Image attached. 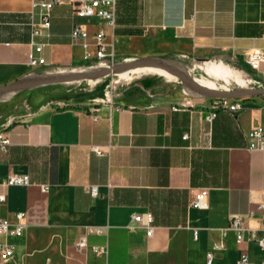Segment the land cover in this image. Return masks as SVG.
<instances>
[{
    "label": "crops",
    "instance_id": "obj_1",
    "mask_svg": "<svg viewBox=\"0 0 264 264\" xmlns=\"http://www.w3.org/2000/svg\"><path fill=\"white\" fill-rule=\"evenodd\" d=\"M32 1L0 0V87L156 58L214 90L205 75L238 89L264 88V73L247 63L250 52L264 50V0H114L113 27L86 26L105 33L113 57L102 61L94 58L93 41H72V0L52 8L50 27L32 45V24L39 21ZM39 58L44 64L29 65ZM47 86L46 103L39 95L29 114L15 107L36 87L17 98L0 96V132L10 141L0 152L6 198L0 217L13 222L22 213L25 225L20 237L0 234V244L12 247L0 264H207L210 251L215 264H235L243 255L264 261L251 239V231L258 238L264 232L258 211L264 154L248 148L249 133L264 124V96L239 98L244 108L237 113L215 110L216 99L148 67ZM212 112L218 115L208 123ZM13 175H27L30 184L3 187ZM202 190L207 210L192 208ZM146 212L154 217L152 237L131 221ZM234 216L245 217L243 242L227 231ZM87 227L104 233L88 235L78 251L75 243Z\"/></svg>",
    "mask_w": 264,
    "mask_h": 264
},
{
    "label": "built area",
    "instance_id": "obj_2",
    "mask_svg": "<svg viewBox=\"0 0 264 264\" xmlns=\"http://www.w3.org/2000/svg\"><path fill=\"white\" fill-rule=\"evenodd\" d=\"M62 0H33L32 7L38 9L39 21L32 24L31 38L32 45H35L34 39L41 34L42 31L47 30L50 27V14L52 8L57 4H62ZM73 6V16L76 19L72 31L71 37L74 43H82L83 46L86 45L87 41H93L96 48L94 58L98 61L104 59H112V53H107L106 45L104 44L105 33L102 29L90 32L86 29V26H92L94 23H99L106 27L114 26V0H72ZM41 50L40 46H36V51ZM89 58V54H85V59ZM247 63L250 68L258 73H264V50H253L247 56ZM44 64L43 59H30L29 65L32 67ZM247 80V86L253 85V81ZM243 101L239 99L231 100H217L215 105V110L225 109L233 113H237L243 110ZM178 111L179 108H174ZM217 112H212L207 117V122L212 123L216 117ZM96 119V118H95ZM97 120V119H96ZM189 136L186 135L185 139ZM249 144L248 148L251 151H258L264 154V124L254 128L248 136ZM10 141L8 137L0 132V152L6 153ZM99 153L98 150H96ZM30 184L29 177L27 175H13L8 177L2 182L3 187H16V186H28ZM42 192L48 191V186H41ZM89 192L96 196L97 187L89 188ZM6 198L4 193H0V205L5 202ZM192 208L197 210H207L209 208V195L207 190H202L198 192L192 202ZM259 216L264 223V201L258 205ZM24 215L22 213H17L15 216V221H9L0 217V234L6 237H20L23 235L25 225L22 222ZM131 221L137 225L143 227L147 231V236L152 237L155 231L154 227V217L152 213L146 212L144 214H134L131 216ZM227 231H233L236 233L237 241H245V233L247 229L245 227V217L244 216H234L231 221ZM264 231V230H263ZM104 229L99 227H87L84 234L81 235L76 243V249L82 251L87 246V236L91 234H103ZM199 232L195 231V238H198ZM251 239L256 241L261 249L264 251V232L261 238L256 236V231H251ZM104 250L102 248H96V254H102ZM0 255L6 260L12 256V247L0 244ZM215 252L210 251L207 254V264H215ZM235 264H258L250 260L249 256L243 255ZM259 264H264V261Z\"/></svg>",
    "mask_w": 264,
    "mask_h": 264
},
{
    "label": "water",
    "instance_id": "obj_3",
    "mask_svg": "<svg viewBox=\"0 0 264 264\" xmlns=\"http://www.w3.org/2000/svg\"><path fill=\"white\" fill-rule=\"evenodd\" d=\"M158 68L169 72L181 80L182 84L191 92L208 99L225 100L239 99L248 97L264 96V88L259 89H238V90H214L198 83L195 79L176 69L173 65L156 58H141L139 60L118 64L106 69H98L85 73H66L35 78L18 80L10 85L0 87V96L21 92L34 87L63 84L81 80H98L102 77L120 74L138 68Z\"/></svg>",
    "mask_w": 264,
    "mask_h": 264
},
{
    "label": "rangeland",
    "instance_id": "obj_4",
    "mask_svg": "<svg viewBox=\"0 0 264 264\" xmlns=\"http://www.w3.org/2000/svg\"><path fill=\"white\" fill-rule=\"evenodd\" d=\"M186 75L190 76L189 74H187L186 72H184ZM192 77V76H190ZM111 78V77H108V79ZM205 81L206 82H214L217 89L216 90H223L224 87H227L229 88L230 90H234V89H238V87L232 83L230 84H226L222 79H215V78H209L208 76L205 75ZM90 86H94V85H90ZM36 92H31L29 94H26L24 96V102L17 105L15 107V111L17 112V114H29V113H33L35 111V109L37 108V106H35V101H36V97H39V95H42L44 97V100L41 101V104L44 105L46 103V97L43 95V94H46L48 93L47 90H49V88H51L50 86H39V87H36ZM89 89L92 88V87H88ZM38 90H41V93L40 92H37ZM25 91V92H24ZM24 91H21V92H16V93H13V94H16V97H19L23 94L26 93V90ZM49 94V93H48ZM48 99V98H47Z\"/></svg>",
    "mask_w": 264,
    "mask_h": 264
}]
</instances>
